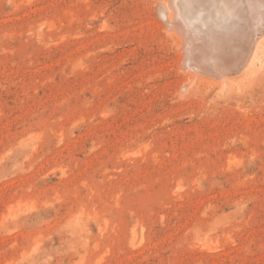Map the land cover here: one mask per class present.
I'll return each instance as SVG.
<instances>
[{
	"label": "rangeland",
	"instance_id": "374dc122",
	"mask_svg": "<svg viewBox=\"0 0 264 264\" xmlns=\"http://www.w3.org/2000/svg\"><path fill=\"white\" fill-rule=\"evenodd\" d=\"M158 3L0 0V264H264V59L189 84Z\"/></svg>",
	"mask_w": 264,
	"mask_h": 264
},
{
	"label": "bare ground",
	"instance_id": "6f19581e",
	"mask_svg": "<svg viewBox=\"0 0 264 264\" xmlns=\"http://www.w3.org/2000/svg\"><path fill=\"white\" fill-rule=\"evenodd\" d=\"M158 1L160 19L180 41L177 61L189 84L203 72L221 88L228 75L245 71L251 77L254 64L264 59L258 40L264 35V0Z\"/></svg>",
	"mask_w": 264,
	"mask_h": 264
}]
</instances>
